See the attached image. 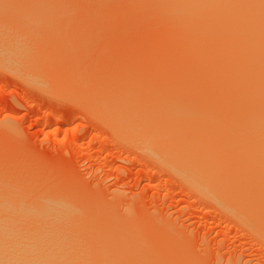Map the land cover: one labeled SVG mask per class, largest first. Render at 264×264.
I'll return each mask as SVG.
<instances>
[{"label":"rangeland","instance_id":"374dc122","mask_svg":"<svg viewBox=\"0 0 264 264\" xmlns=\"http://www.w3.org/2000/svg\"><path fill=\"white\" fill-rule=\"evenodd\" d=\"M163 1L166 0H0V46L17 41L30 49L31 58L36 52V59L45 57L40 70V60L35 61L38 66L31 69H36L34 72L29 70L30 65L28 70L21 67L26 64L21 62L16 73L0 60V197L11 204L28 200L32 206H38L43 197L68 199L73 207L77 206L74 209L78 214L81 211V215L74 216L79 231L93 227L104 239H95L93 230L94 235L85 232L86 240L81 234L84 244L99 242L94 248L89 245L86 251L90 249L89 255L93 256L88 255L89 259L101 258L104 264H264V174H255L254 170L237 183L236 193L229 197L215 200L214 195L211 199V194L205 196L203 191L202 196L198 186V191L193 190L180 178L182 175L179 177L180 171L171 165L168 169L166 160L161 161L147 150V140L145 152L135 144L136 137L135 143L128 140V131L133 128L117 124L105 113V105L98 104L129 103L144 111L146 117L152 116L147 121H155L154 127L163 129L162 142L207 147L228 176L238 173L236 151L226 152L229 142L237 137L229 134L227 127L237 124L247 107L238 99L240 88L233 76V68L245 57L233 50L236 46L230 37L215 33L220 32L216 26L217 31L209 25L215 31L211 33L204 25L205 31L199 28V33L195 27L200 25L199 17L189 18L195 23L191 25L187 17L184 23V15L177 13V17L170 9L204 0ZM39 10L44 16L37 13ZM22 11L28 12L23 15ZM21 17H27L24 20L28 22H19ZM38 19L49 31L38 24ZM50 23L59 24V28ZM50 29L59 32L56 36L61 40L53 42L60 47L48 40L55 35ZM17 34L24 35L18 39ZM218 35L231 39L229 44L226 39L219 41L222 38ZM215 69L224 86L219 76L216 78L218 74L214 75ZM27 71L32 77V73H40L37 78L41 81L32 77L31 81ZM222 92L231 103L223 102L227 99L218 101L226 98ZM115 94L125 97L120 96L119 101ZM133 98L136 101L130 102ZM113 99L116 100L112 102ZM143 100L153 106L144 108ZM169 105L191 113L163 110ZM97 106L103 107V113ZM128 127L132 129L124 130ZM134 131L133 134L138 129ZM82 218L89 227L84 226ZM90 237H94V243L86 242Z\"/></svg>","mask_w":264,"mask_h":264},{"label":"bare ground","instance_id":"6f19581e","mask_svg":"<svg viewBox=\"0 0 264 264\" xmlns=\"http://www.w3.org/2000/svg\"><path fill=\"white\" fill-rule=\"evenodd\" d=\"M184 1H186V0H184ZM204 1L205 2L202 1L203 3L180 4V5L170 7V9H172L174 11L173 13L176 12V14H174V15L177 17L184 15L183 16L184 20H181L184 23L189 22L190 24L191 23L195 24L194 22L190 21L189 18H191V20H192V19H194V16H196L197 18L199 17V19H198V20H200L199 27H197V24H195L197 32H199V28H202V30L205 31L204 25H206L207 31H208V29H210L209 28L210 26H213L211 28H214L216 26V28L219 29V30L218 29L217 30L220 32H215L217 30H216V28H214L213 30H215V31H211L212 29H210L211 33L215 32V33L219 34L222 32L221 33L222 35L226 34L228 37H230L234 41L233 44L235 43L234 45L236 46V49H233V50L236 51L238 54H241L243 57H245L244 58L245 60L240 58L242 60L239 61L237 66H235V69L233 68V70H234L233 76L237 80V82L236 81H234V82L240 88V96L238 97V99L240 102L247 103V107L244 109L242 116H241V114L239 115L240 121L237 119L239 121V122L236 121L237 124L234 125L233 123H231L227 127L228 133L237 137V138H235L229 142L230 147L226 150L227 153H233L234 151H236V153H235L236 158H234L236 160L235 166L239 169V171L235 176H228L227 173H225L223 171V169L219 166V162H217L216 159L214 158V156H212L211 153L208 150H206L207 147L199 148L194 144H190L188 147H184V146L177 145V143L172 144V143L162 142L161 141L162 140L161 139L162 134H165V132H163V129L154 127L153 122L155 123V121H149V122L147 121V120H152V116L147 115V117H146L145 114H143L144 111L130 106L129 103L123 104V102H122L123 105L118 106V105H108L110 101H108V102L104 101L106 104L104 102H102V104H100V103H98V104L102 105V106L105 105L104 108H107V109H105L106 110L105 113L107 114V116H111L110 118L116 119L114 121L117 122V124L118 123L121 125L126 124L125 127L130 126L133 129L135 128L134 129L135 131H137V129H138L137 133L130 127H128L127 129H124L126 131H128L129 128L132 129V130L128 131V132L131 131V133H128V132L123 133V134H126V133L130 134L131 139L129 138V136H127L128 140L133 141V143H135L137 141L135 144L138 143L139 146L141 145V149L143 147V149H142L143 151H144V149L148 148L147 150H149L150 152L155 154L156 157H160L161 159L163 158L164 160H166L167 161V162L165 161V164L167 165L166 167L168 168L171 165V166L175 167L177 171H180L181 172V173L179 172L180 175L177 171L175 173H177L179 175V177L182 175V177H180V178L184 179L183 180L184 182L186 180L187 183L192 185L191 188H193V190L198 191L197 189H200V192H198L199 194L202 193V191H203L205 196L206 195L208 196V194H211V195H209V198L211 196V199H213V195H214V199L217 200L216 198H218V199L220 197L225 198V197H229L230 195L235 194L236 193L235 189L238 187L237 183L248 178V176H250L254 170H256L255 174H257V173L264 174V0H244L243 2H242V0H204ZM165 2L163 1V3H165ZM169 2H172V1H169ZM192 2H194V1L192 0ZM10 3H12V2H10ZM165 4H167V3H165ZM169 4H171V3H169ZM28 5H30V4H28ZM23 6L27 7V5H23ZM37 6H39V5H37ZM29 7H31V6H29ZM32 7H34V5ZM49 7L51 8V5ZM166 7H164L165 10H166ZM46 10H48V9H46ZM9 11H11V10H9ZM30 11H29V13H30ZM25 12L27 13L28 11H25ZM40 12H41V14L44 13L41 10H39V12H37V13H40ZM20 13H23V15L26 14V13L24 14V11H22ZM37 13H35V14H37ZM63 13L66 15L65 12H63ZM170 13H172V12H170ZM170 13H168V14H170ZM173 13H172V15H173ZM177 13H178V15L179 14H181V15L178 16ZM3 14L4 13L1 12V15H3ZM50 14H52V12ZM50 14L49 15L47 14L49 16V18L54 19L52 17V15L50 17ZM157 14L161 15V13H157ZM17 15L19 16L20 14H17ZM30 15H29V17H30ZM42 15H40V16H42ZM4 16H5V14H4ZM9 16H11V15L9 14ZM20 16L18 18H20ZM12 17H13V15H12ZM173 17H172V19H173ZM186 17L188 20L186 19ZM13 18H16V14H15V17H13ZM21 18H23V17H21ZM24 18H27V17H24ZM24 18L22 19V21H19V22H26V21L28 22V20L25 21ZM43 18L40 17L39 19H43ZM49 18L48 19L44 18L43 20L50 21ZM35 19H36V17H35ZM176 19H178V18H176ZM180 19H183V18H180ZM201 19L204 22L201 21ZM186 20H187V22H185ZM181 21L179 23H181ZM35 22H37V21H35ZM40 22L38 24H41L42 26H45V27L47 26V25H44V23L42 21H40ZM196 22H198V21H196ZM26 24L30 25V24H33V22L30 24L29 23H26ZM47 24H49V23L47 22ZM53 24L50 23L51 26ZM182 24H180V25H182ZM190 24L188 26H190ZM201 24H203V26ZM2 25H5V24L3 23ZM186 25L183 24V26H186ZM53 26H57V28H59L58 27L59 24H56ZM36 27H38V25L35 26V29H37ZM193 28H194V26H193ZM31 29H32V27H31ZM46 29H48V28L46 27ZM2 30L3 29H0V31H2ZM13 30L14 29H12V31ZM15 30H19V29H15ZM37 30H39V29H37ZM41 31H43V29ZM48 31H49V29H48ZM50 32H52L51 29H50ZM55 32H57V31L52 32L53 34H55L54 37H52V38L49 36L52 34H48L49 32L47 33V35L49 36L48 40L52 39L51 40L52 42L54 39H55L54 42L55 41L58 42L61 40L60 37L57 38V36H56V34L59 35L58 34L59 32L58 33H55ZM201 32L202 31H200L199 33H201ZM41 33H43V32H41ZM27 34H29V33H27ZM27 34H26V36H27ZM31 34L32 33H30V35ZM34 34L36 35V33H34ZM38 34H40V33H38ZM203 34L209 35V34L204 33V32H203ZM10 35H13L15 37V35L13 33ZM23 35L24 34H22V35L19 34L20 37ZM226 35H225V37H223V36L220 37V35H218V37H220V39L222 38L219 41H222L223 39H226L228 41V39L226 38L227 37ZM19 36L17 34L16 37L19 39ZM12 37H10V38L12 39ZM36 37H38V36H36ZM61 37L63 38L64 36L61 35ZM27 38L26 37L24 38V41L26 43H28V41H29V40L27 41ZM231 39H229V41ZM20 40H22V39L20 38ZM226 40H224V43L226 42ZM1 41H3V40H1ZM37 41H35V43ZM229 41H228V44H229ZM4 42H6V41H4ZM54 42L51 43V44H53V46L60 47L58 45H55ZM8 43H10V41ZM21 43H23V42H21ZM6 44H3L2 45L3 47L0 46V60H2L3 66L10 69L11 71L12 70L15 71V70L21 69V67L28 70L27 67H28V65H30L29 70L31 71V69L38 66L36 62L38 60H40V64L38 66V69L39 68L41 69L40 65H42L41 63L44 61L43 59H45V57L44 58L39 57V56H41V53L38 55V57H39L38 59H36L38 52H36V53L34 52L35 53L34 55H36V56H33L34 58H31L33 53L32 52L30 53V51H29L30 49L27 48V46H23V44H21L23 47H25V48H23L22 46H20L17 43V41L13 42L12 44L10 43L11 45L9 44L10 45V46L8 45L9 47L5 46ZM222 45H223V43L221 44V47H222ZM4 46H5V48H4ZM38 46L39 45H37V47ZM56 47H54V48H56ZM24 49L26 51H23ZM53 49H51V50H53ZM226 49H228V48H226ZM226 49H225V51L229 50V49L228 50H226ZM38 50H40V49H38ZM42 50L44 51V49H42ZM219 50H222V49H219ZM35 51H37V48ZM229 51L231 52V50H229ZM229 51L226 53L230 54ZM25 52L26 53L28 52L30 54L27 53L28 54L27 55V54H25ZM40 52H42V51H40ZM213 53H217V52H213ZM42 54H44V53L42 52ZM24 55H27V56H24ZM56 55H57V53H56ZM214 55H216V54H214ZM230 55H232V54H230ZM230 55H228V56H230ZM23 56H24V60H23ZM59 56H62V55H59ZM28 57H30L32 60ZM221 57H223V56H221ZM27 58H28V61L26 60ZM224 59H225V57H224ZM232 59H230V60L232 61ZM224 61L227 62V60H224ZM21 62L26 63V64H23ZM32 62L34 63V65H32ZM233 62H236V60ZM233 62H231L230 64L232 65ZM20 64H23L24 66L22 65L20 67ZM223 64H221V66H223ZM230 64H229V66H230ZM23 68H22V70H20L21 72L23 71ZM219 68L221 69L220 66L219 67L217 66L216 69H219ZM35 70L36 69H34L31 72H34ZM215 70H214V75L218 74V75H216V78H217V76H219L220 74L215 73V72H217V70L216 71ZM30 71H27L26 75L29 74V77L31 79L32 76H30V73H29ZM230 71H231V69H230ZM230 71H228L226 75H228V73H230ZM218 72H219V70H218ZM33 74L36 77L33 76L32 78H35V80L41 81L37 78L38 75L40 76V73L39 74L38 73H32V75ZM222 77H224V75ZM25 78H26V76H25ZM220 78H221V76H219V78H217L220 81L219 83H221ZM30 79H28V80H30ZM231 79H233V78H231ZM32 80L33 79H31V81ZM224 80L227 82V79H224ZM35 82L37 83V81H34L32 83L35 84ZM230 82H232V81H230ZM38 84H40V83H38ZM221 84H222V86H224L223 81ZM40 85H42V84H40ZM221 88H223V90H224L226 87L225 88L221 87ZM237 91L239 92V89ZM224 92H226V91H224ZM224 92H222V94H221L222 96H224V95L226 96L227 92H226V94ZM99 94H97V96ZM95 95H96V93H95ZM123 95H125V94H123ZM115 96L117 97V94H115L114 97ZM120 96L118 95L117 98H119ZM136 96H138V95H136ZM136 96L135 97L133 96V97L136 98ZM222 96H221V98H223ZM114 97H112V98H114ZM121 97L119 98V101H120V99L124 98L125 96H123L122 98ZM127 97H129V95ZM227 97L228 96H226V98L219 99L218 101H220V100L223 101L224 99H227V101L224 100L223 102L231 103V100H229ZM99 98H101V97H99ZM134 98L130 102H133ZM232 98L234 99V97H232ZM115 100L116 99H113L112 102H114ZM136 100H138V99L136 98ZM136 100H134V101H136ZM159 100H161V99H159ZM140 101H141V99H140ZM126 102H128V101H126ZM143 102H146L145 106H143L144 108H146V106L147 107L153 106V105L148 106L149 104H147V101H145V100H143ZM149 103H151V102H149ZM161 103L162 102H160V104ZM139 105H137V106H139ZM163 105L164 104H162V106ZM106 106H109V107H106ZM141 106H139V107L141 108ZM97 107H99V109H100V106H97ZM160 107H161V105H160ZM168 107H170V108H168ZM168 107H166V109H163V110H166V112H169V113L174 112V113L182 114V115H186V114L191 113L190 111H185L183 108H178V107L172 108L170 105ZM93 108H95V107H93ZM101 108L102 109H100V114L103 113L102 112L103 107H101ZM144 108H143V110H144ZM107 112L110 115H108ZM148 112H150V111H148ZM193 112L196 113L195 111H193ZM163 113H165V111H163ZM104 114H102V115H104ZM154 117L156 118V115L153 116V118ZM102 119H104V118H102ZM125 121H129V122L132 121L131 122L132 124L127 122L129 124V125H127V123ZM140 121H141V123H140ZM136 123L140 124L139 126L137 125L138 128L136 126ZM114 124L115 123H113V125ZM120 127H123V126H119V128ZM121 129H123V128H121ZM133 131L135 132V134H133ZM121 132H124V131H121ZM133 135H135V136H133ZM135 137H136V141L134 139ZM142 138L145 140H143ZM138 140H141L140 142L142 144H140V142ZM146 140L148 141V144H147V148L146 147L144 148V146H146V144H145ZM149 142H150V144H149ZM149 145H151V146L149 147ZM147 150H145V151H147ZM163 159L161 161H164ZM175 168H173V170ZM168 169H171V167H169ZM246 170H248L247 174H246ZM183 174L185 175V177ZM189 178L192 181H189L190 180ZM196 187H197V189H196ZM200 195H202V194H200ZM204 195H202V196H204ZM15 196H16V198H18L20 200H21V198H23L22 195H20V194H15ZM67 200L60 198V197H52V198L43 197V198L38 200V203H39L38 206H32L30 204H27L30 202L28 200H26L27 203H23V204H21V203L11 204V203H9V201L5 200L4 198L1 199V197H0V264H100V263H102L101 261H103V260H101V258H99L100 261H97V259H95V258L89 259L93 256L89 255L90 249L88 251H86L89 248V245H91V246L94 245L92 247V248H94V247L98 246L99 242L97 241L98 242V244H97V242L93 241L94 237H90V239H89L90 241L87 240L86 242H88V243H91V242L94 243L95 242L96 245L95 244L87 245V244H84L85 241L83 243L82 237H81V234H82L83 238L86 240L88 238V237H86L87 233H90L89 235H94V233L96 232L95 234L97 236L95 237V239H97L99 237L98 232L95 231L96 229H92L93 227H91V229L89 228L87 230V228H85V227H87L88 223H87V221L85 223L83 218H82L83 220L82 219L81 220L86 224V225L84 224V226H85L84 230H87V231L82 232L81 231L82 229L79 231V229H80L79 223L77 220H75L76 217H74L75 214L77 215L78 214L77 212H79V211H76V209H74L77 206L73 207L71 201H70V203H68L69 201H67ZM232 210H233V208H232ZM78 215H81V211H80V214H78ZM82 217H83V215H82ZM79 222H80V220H79ZM88 227H89V225H88ZM92 230L94 233L91 232ZM85 232H87V233H85ZM99 239H103V238L99 237ZM105 241H103V243ZM106 244H107V241H106V243H104V245L107 246ZM86 245L88 247H85ZM100 249H101V247L99 246V250ZM102 251L106 252L105 250H102ZM87 252H88V254L85 255ZM97 252H99V251L97 250ZM91 254H93V253H91ZM98 254H102V253L100 252ZM108 254H107V256H108ZM88 255L90 256L89 258H88ZM99 256H101V255H98V256L96 255L95 257L98 258ZM104 256H106L105 253H104ZM106 258L107 257H105L104 259H106ZM94 261H96V263ZM107 262L108 261H106V264H107ZM102 264H104V261Z\"/></svg>","mask_w":264,"mask_h":264}]
</instances>
